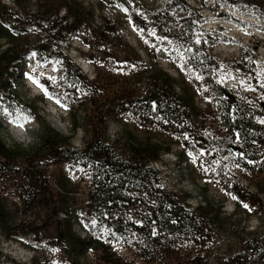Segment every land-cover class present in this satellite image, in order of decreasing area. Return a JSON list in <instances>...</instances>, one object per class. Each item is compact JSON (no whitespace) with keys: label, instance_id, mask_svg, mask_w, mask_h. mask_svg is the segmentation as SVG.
<instances>
[{"label":"rangeland","instance_id":"1","mask_svg":"<svg viewBox=\"0 0 264 264\" xmlns=\"http://www.w3.org/2000/svg\"><path fill=\"white\" fill-rule=\"evenodd\" d=\"M37 1L32 0L31 5ZM80 1L93 11L97 26L104 24L105 20L116 26L118 39L115 38L113 46L103 47L82 29L79 35L70 37L65 47L51 44L50 54L58 59L66 55L91 81L99 73L106 80L111 96L131 83L133 85L132 76L138 69L144 66L158 68L173 77L178 88L195 97L196 106L204 113L200 126L215 136L223 135L224 127L219 120L222 111L209 89L214 69L218 82L232 94L243 100L264 102V9H259L258 0H244L237 6L224 0H186L204 19L199 25L204 30L197 31L196 40L199 53L203 54L200 59V54L167 38L152 26V15L164 8L170 9L177 22L185 18L182 10L172 9L166 0ZM231 8L238 11L239 18L234 16L236 13ZM37 39L46 41L44 34L32 35V41ZM89 44L96 46L95 50ZM105 49H111L119 60L129 55L138 64L131 67L106 62L102 59ZM41 58L42 53H33L21 65L15 81L17 95L0 106L1 135L8 143L32 146L37 143V134L43 130L41 120H45L65 137L73 136V147L82 148L90 135L83 127L73 133L71 116L76 114L79 120L85 116L92 120L95 109L71 91L63 78L59 60L41 61ZM259 120L264 122L261 118ZM107 125L108 138L117 149H124L126 142L131 140L130 136L170 148L169 153H161L159 162L152 164L160 172L161 186L178 195H189L191 198L185 202L187 209L205 207L208 201L215 208L222 206L221 222L216 224L206 246L184 239L177 242V248L171 254L164 251L159 255L150 253L145 247L146 241L136 231L127 230L124 224L121 232L116 231L111 221L90 210L89 166L84 163L55 164L48 168L49 186L55 195H60L68 211L66 215L72 218L73 232L82 239L93 236L104 242L107 253L136 264L162 261L178 264L198 254L206 257V264H232L247 242L264 236V206L257 207L235 197L229 189L232 184L239 183L262 196L259 190L264 189V174L251 175L249 181L240 170L231 167L229 157L223 151L216 152L210 144L198 151L185 147L176 132L142 121L130 111L112 114ZM59 183L66 190H61ZM13 184L12 177L0 182V198L18 221L29 219L23 213L22 201L15 196ZM61 213L56 216L49 198L41 197L31 216L37 225H42L40 235L8 241L0 231V249L4 256L21 263L37 259L41 264H105L101 260L102 250H89L86 257L80 259L72 254L59 237L58 231L69 226L68 218Z\"/></svg>","mask_w":264,"mask_h":264},{"label":"trees","instance_id":"2","mask_svg":"<svg viewBox=\"0 0 264 264\" xmlns=\"http://www.w3.org/2000/svg\"><path fill=\"white\" fill-rule=\"evenodd\" d=\"M166 1L172 9L182 10L185 18L177 22L170 9L164 8L152 15V26L167 38L200 54L196 40L197 31L204 30L199 27L203 17L197 15L186 0ZM224 1L237 6L244 0ZM258 1L259 9H264V0ZM11 2L15 7L0 0V106L17 95L15 81L21 65L31 54L42 53L41 61L61 62L63 78L71 91L95 111L92 120L86 116L79 120L76 114L71 116L73 133L83 127L90 135L82 148L73 147V136L65 137L45 120H41L43 130L37 134V143L32 146L6 142L0 127V182L13 178L15 196L22 201L23 213L29 218L18 221L0 198L1 234L8 241L40 235L42 225H37L31 218L32 209L41 197H48L55 215L59 217L61 211L68 218L67 229L58 232L72 254L80 259L86 257L89 250H102L101 260L105 264H136L107 253L108 247L103 241L99 242L93 236L82 239L74 233L65 204L49 186V167L60 163H84L91 171L88 207L97 216L111 221L116 231H122V224L127 230L136 231L146 241L149 252L157 255L162 251L171 254L176 250L177 242L184 239L206 246L216 224L221 222L222 206L215 208L208 201L205 207L185 208V202L191 197L164 189L160 184V172L151 166L160 161L162 152L169 153L170 148L130 136L124 149H117L108 138L107 119L116 112L130 111L142 121L176 132L185 147L198 151L210 144L216 152L223 151L228 155L231 167L240 170L250 181L251 175L264 174V122L259 120H264V102L243 100L232 94L218 82L214 69L209 89L222 111L219 120L224 127L223 135L215 136L200 126L204 113L196 106L195 97L178 88L176 80L158 68L144 66L138 69L132 76L135 83L111 96L106 80L99 73L91 81L66 55L58 59L50 54V49L51 44L65 47L70 37L79 35L82 29L91 34L98 45L108 48L119 37L116 26L106 20L97 26L93 11L80 0H38L34 5H31L32 0ZM62 12L64 14L60 16ZM35 33L44 34L46 41H32ZM89 47L95 50L96 46L89 44ZM129 57L126 55L119 60L111 49H105L102 55L109 63L131 67L138 64ZM202 57L203 54L198 56L199 59ZM194 65L199 68L196 63ZM59 184L61 190L65 189L62 183ZM229 189L235 197L257 207L264 206V189L259 190L262 196L239 183L232 184ZM206 263V257L198 254L178 264ZM0 264L41 263L37 259L25 263L8 259L0 249ZM158 264H171V261ZM232 264H264V236L247 242Z\"/></svg>","mask_w":264,"mask_h":264},{"label":"built area","instance_id":"3","mask_svg":"<svg viewBox=\"0 0 264 264\" xmlns=\"http://www.w3.org/2000/svg\"><path fill=\"white\" fill-rule=\"evenodd\" d=\"M2 3H5L8 6H13V4L10 0H2ZM151 166H152V164H151Z\"/></svg>","mask_w":264,"mask_h":264},{"label":"bare ground","instance_id":"4","mask_svg":"<svg viewBox=\"0 0 264 264\" xmlns=\"http://www.w3.org/2000/svg\"><path fill=\"white\" fill-rule=\"evenodd\" d=\"M231 10H232V8H231ZM232 12L238 13V11L235 9H233ZM61 131H62V129H61Z\"/></svg>","mask_w":264,"mask_h":264},{"label":"snow or ice","instance_id":"5","mask_svg":"<svg viewBox=\"0 0 264 264\" xmlns=\"http://www.w3.org/2000/svg\"><path fill=\"white\" fill-rule=\"evenodd\" d=\"M59 103V101H57ZM245 207H247V205H245Z\"/></svg>","mask_w":264,"mask_h":264}]
</instances>
